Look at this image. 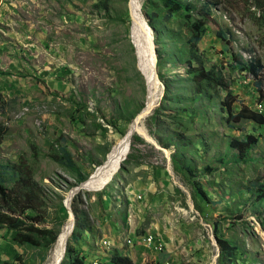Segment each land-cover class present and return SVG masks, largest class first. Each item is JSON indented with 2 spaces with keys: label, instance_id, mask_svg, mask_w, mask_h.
<instances>
[{
  "label": "rangeland",
  "instance_id": "obj_1",
  "mask_svg": "<svg viewBox=\"0 0 264 264\" xmlns=\"http://www.w3.org/2000/svg\"><path fill=\"white\" fill-rule=\"evenodd\" d=\"M181 1L191 11L171 16L160 0H140L162 56V95L113 180L73 198L81 239L68 241L63 264L75 256L112 264L114 255L134 264H264V207L251 206L246 190L264 179V131L249 121L233 130L226 108L264 111V0ZM129 4L0 0V163L31 168L43 191L40 230L60 233L67 194L106 162L147 105ZM193 23L205 31L197 45ZM230 54L263 66L261 91ZM252 133L258 142L238 158L232 138ZM16 235L0 225V264L47 262L54 244L44 245L43 233L34 245Z\"/></svg>",
  "mask_w": 264,
  "mask_h": 264
},
{
  "label": "trees",
  "instance_id": "obj_2",
  "mask_svg": "<svg viewBox=\"0 0 264 264\" xmlns=\"http://www.w3.org/2000/svg\"><path fill=\"white\" fill-rule=\"evenodd\" d=\"M164 5L167 13L171 16H175L179 12H190V5L183 3L181 0H160ZM147 17H148V13ZM152 15V14H151ZM150 16V15H149ZM153 16V15H152ZM152 19V17H149ZM149 26L154 27L152 21H149ZM193 33L194 35L191 38V41L194 45H197L205 33L204 29L193 23ZM221 40L226 41V36L221 35ZM233 59V67L241 73H245L247 76L252 78L255 83L254 86L257 91H261L262 82L259 81L260 72L263 70V66L256 61H247L241 55L230 54ZM162 56L160 51L157 49V69L162 66ZM159 78L162 80L161 75ZM168 87L165 86V94H168ZM230 92H227L226 97L230 95ZM231 96V95H230ZM73 103L77 105H82L78 103L75 97H69ZM228 102V99H227ZM230 103H226L227 108V121L233 124L232 129H236L235 124H240L243 121H249L255 126L259 127L261 131H264V111L256 112L249 110H241L238 113H234L230 110ZM235 125V126H234ZM258 131V130H255ZM4 136L0 131V145L3 141ZM258 139L254 134L243 135V137L232 138L230 142V147L235 150L237 157L241 159H246L250 150L253 146L256 145ZM132 150L134 149V142L132 144ZM64 159L66 162L71 163L69 153L64 152ZM173 162L176 163L180 160V157H177L176 154L172 157ZM130 160H127V162ZM123 167V166H122ZM191 177L193 175L192 165L188 162L186 167H183ZM208 170L209 167H207ZM83 179H80L79 183ZM8 183L10 184L8 186ZM247 192L249 194L250 205L264 207V179L250 181L249 186L247 187ZM42 190L34 180V177L31 173V168L27 163L20 165H11L9 163H0V225L5 226L8 230L16 231L17 235L14 237V241L20 245H34L35 241L40 238L37 236L39 233L44 234V239H46L47 247H50L57 239L59 234L58 230H40L36 227V224H41L43 219L40 217L37 202H39L42 194ZM76 199V198H75ZM74 199V200H75ZM60 213L62 214V223L68 218V211L66 207L62 204L59 208ZM78 223L75 222L74 231L72 232L70 239L73 242L80 241V236L76 233V228ZM29 230L30 233H21V231ZM222 244H227L226 242L221 241ZM40 245V244H39ZM37 245V246H39ZM226 251L230 250L225 248ZM72 251L69 246H67L64 259L61 264L64 263L65 259L71 257ZM71 264H83V259H78L77 256L72 258ZM112 264H134L132 260L127 257H120L114 255L111 258Z\"/></svg>",
  "mask_w": 264,
  "mask_h": 264
},
{
  "label": "bare ground",
  "instance_id": "obj_3",
  "mask_svg": "<svg viewBox=\"0 0 264 264\" xmlns=\"http://www.w3.org/2000/svg\"><path fill=\"white\" fill-rule=\"evenodd\" d=\"M130 15L132 20L131 25V38L134 46L135 56L138 60L142 75L145 78L147 86V105L144 109V113L151 112L159 101L162 95L161 83L158 76H156V71L154 68L155 57L149 48V41L151 39L152 33L149 29V25L146 23L143 14H141L140 0H130ZM130 32V31H129ZM145 116V115H144ZM143 116V117H144ZM142 116L137 117V122H132L126 135L118 140L115 146L112 148L111 152L108 154L107 166H100L96 172L95 178L97 181L91 182L90 188H84L85 191H93L94 187L102 184L103 180H113L114 176L119 172V166L122 160L128 155L129 151V138L128 134L130 131L134 130L139 134H143L141 120ZM93 172V173H94ZM92 173V174H93ZM110 181V182H111ZM73 200V195L71 191L67 194L65 198L66 205L70 208L69 218L67 222L61 228L60 233L49 253L48 260L45 264H59L63 258L64 251L67 247L69 238L73 232V213L71 209V204ZM151 243V242H150Z\"/></svg>",
  "mask_w": 264,
  "mask_h": 264
},
{
  "label": "water",
  "instance_id": "obj_4",
  "mask_svg": "<svg viewBox=\"0 0 264 264\" xmlns=\"http://www.w3.org/2000/svg\"><path fill=\"white\" fill-rule=\"evenodd\" d=\"M147 23H148V20H147ZM149 25V24H148ZM149 29H150V31H151V33L153 34V32H152V29H151V27L149 26ZM149 48H150V50L152 51V53H153V55H154V57H155V62H153L154 63V68H155V71H156V76H157V48H156V45H155V43H154V40H153V37H151V39H150V41H149ZM144 115H147V113H144V110L142 111V113L139 115L140 117L142 116H144ZM138 116V117H139ZM135 122H137L136 121V119H135ZM135 132L136 131H134V130H132V131H130L129 132V134H128V138H129V148H130V146H131V140H132V136L135 134ZM127 157H125L123 160H122V162L123 161H125V159H126ZM107 162H108V158H107V160H106V162L103 164V165H101V166H107ZM122 162H121V164H120V166H119V170L121 169V167H122ZM100 167V166H99ZM99 167H97L96 168V170L99 168ZM96 174V172H94L92 175H90V177L86 180V181H84V182H82V183H80L79 185H77L76 187H74L72 190H71V193H72V195H73V198L77 195V194H79L81 191H83V189L84 188H90V187H88V186H91V182H94V181H97L98 179L97 178H95V175ZM110 181H111V179H109V180H103L101 183L102 184H100V185H98V187H94L93 189V191H100V190H102L105 186H107L109 183H110ZM65 207H66V209L68 210V211H70V208L66 205V203H65V205H64ZM74 221H73V229H74V227H75V219H73ZM67 248V247H66ZM65 253H66V249H65V251H64V255H63V258L61 259V261H60V263L59 264H61L62 263V261H63V259H64V256H65Z\"/></svg>",
  "mask_w": 264,
  "mask_h": 264
}]
</instances>
